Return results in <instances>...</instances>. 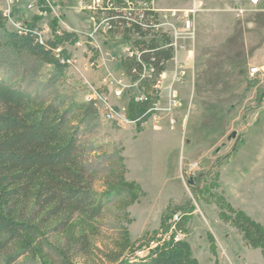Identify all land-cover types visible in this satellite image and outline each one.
<instances>
[{"label":"rangeland","instance_id":"rangeland-1","mask_svg":"<svg viewBox=\"0 0 264 264\" xmlns=\"http://www.w3.org/2000/svg\"><path fill=\"white\" fill-rule=\"evenodd\" d=\"M80 1L49 0L52 8L44 6L47 13L38 16L34 11L44 0H0V12L10 11L7 29L13 22L36 23L48 39L61 20L76 33V42L61 44L75 61L60 73L49 64L34 73L38 64L26 58V72L0 63V79L71 109L93 189L105 202L98 217L84 222L75 216L64 232L48 229L56 220L41 224L38 239L50 262L25 253L16 264H112L106 257L111 252L145 255L149 246L178 234L201 264H264L261 249L247 245L222 216L241 209L264 226V0H151L159 28L176 32L175 52L158 80L155 109L140 129L107 121L93 108L84 112L86 83L97 86L98 78L102 84L108 77L101 88L141 93L121 65L135 51L136 34L101 30L90 39L93 13ZM187 18L191 29L185 30ZM125 41L131 47L119 45ZM110 48L116 63L108 65ZM0 53L7 55L2 47ZM254 66L260 73L251 76ZM102 68L93 80L89 74ZM172 97L177 105L165 111ZM119 108L127 114V107ZM174 214L179 220L172 228ZM82 232L84 250L68 240Z\"/></svg>","mask_w":264,"mask_h":264},{"label":"trees","instance_id":"trees-1","mask_svg":"<svg viewBox=\"0 0 264 264\" xmlns=\"http://www.w3.org/2000/svg\"><path fill=\"white\" fill-rule=\"evenodd\" d=\"M35 28L36 23H31L21 33L7 29L0 12V47L7 54L0 53V63L12 72H26L23 60L29 58L38 64L30 69L34 73L43 64L60 73L69 66L60 58L67 59L71 54L65 47L58 53L55 49L62 42H76V33L63 31L41 43ZM124 29L137 36L133 45L138 58L126 56L121 65L141 93L131 96L127 104V115L140 129L153 113L158 80L174 50L166 32L137 25H125ZM82 107L84 112L95 109L91 103ZM78 131L70 108L0 79V264H16L25 253L50 262L38 239L41 224L56 220L48 229L64 232L75 216L88 222L101 214L105 202L93 189ZM231 212L222 216L238 228L247 245L259 247L264 256V226L241 209ZM69 237L73 247L86 248L85 232ZM106 257L112 264H201L189 243L174 237L148 247L142 256H123L120 250Z\"/></svg>","mask_w":264,"mask_h":264},{"label":"built area","instance_id":"built-area-1","mask_svg":"<svg viewBox=\"0 0 264 264\" xmlns=\"http://www.w3.org/2000/svg\"><path fill=\"white\" fill-rule=\"evenodd\" d=\"M258 0H251L252 3H256ZM45 3L41 7H37L34 11V13L38 16H43L46 12L45 7L49 6L52 8L49 0H44ZM81 8L84 10L92 11L91 19H92V27L91 32L88 33V36L90 39H93L94 33L100 32L101 30H107V31H114L116 29V26L119 29H123L126 26L129 27H135L136 25L145 29L155 30V31H162L166 32L170 39V44L172 45L174 52V42L172 41V36L175 37V31H170V29L167 28H159L158 19L156 18L157 10L152 5L151 0H81L80 1ZM45 6V7H44ZM34 7L32 4L29 5V8ZM44 7V8H43ZM10 11L3 10L2 11V17L4 20L6 18H9ZM52 13H55L54 10ZM175 15V11L172 12ZM53 18H59L58 14H53ZM95 18L97 20H95ZM99 18V19H98ZM121 20V21H120ZM122 22V24H120ZM12 30L16 32H23L25 29L29 26L28 23L25 22H13L12 23ZM58 25L53 31L54 34H62L63 31H71L70 28L61 20H58ZM46 26V24H45ZM182 27L185 30L191 29V21L190 19H183L182 21ZM43 27L42 29H44ZM37 33V40L39 42H43L47 37L42 36L40 27H37L34 29ZM87 36V37H88ZM76 44L81 45L80 42H77ZM62 47L58 46L56 47L55 51L58 53ZM83 52L86 51L85 47L82 48ZM129 56H135L138 58L139 54L138 51L135 49V51L129 52ZM61 62H67L69 66L73 64L74 57L70 55L69 58L64 59L60 58ZM249 73L251 76L258 75L260 73V68L257 66L250 67ZM178 75V72H175V76ZM108 77H103L102 84H106L108 82ZM88 87V92L85 94L84 99L86 102L91 103L94 108L100 113V115L107 121H111L115 123L116 125H135L136 121L135 119L130 118L122 108L117 107L115 104H113L106 91L101 88V86H95L90 82L86 83ZM115 93L117 95L121 94V89H115ZM155 105V104H154ZM177 105V102L174 97H172L169 101L166 107H164L165 111H171L173 107ZM155 108L153 107V110ZM173 121V120H172ZM179 220L178 214H174L170 218V223H172V228H174L175 224ZM174 239H182V237L178 234L176 236H173ZM163 238L164 239H168ZM156 245V244H155ZM154 245V246H155ZM150 247V246H149ZM142 256V255H137Z\"/></svg>","mask_w":264,"mask_h":264},{"label":"crops","instance_id":"crops-1","mask_svg":"<svg viewBox=\"0 0 264 264\" xmlns=\"http://www.w3.org/2000/svg\"><path fill=\"white\" fill-rule=\"evenodd\" d=\"M259 1V0H258ZM131 43V41H125V42H122L121 44H119L122 48H128V47H131V45H129ZM110 42H109V46H110ZM113 53V54H112ZM71 54V53H70ZM113 55L115 56V52L110 48L109 51L107 52V55L104 57V60L105 62L109 64H113V63H116L115 59L113 58ZM171 60L167 61L166 62V67L167 65L169 64ZM166 67H165V70H166ZM105 70L102 68L100 69L99 71L97 72H94V73H90V77L93 79V80H96V77L98 78L99 75L103 74ZM124 74L126 73L124 70H123ZM165 73V71L163 72ZM128 76V75H127ZM97 86H102V84L100 83L99 81V78H98V81H97ZM105 87H103V89L107 92L110 100L115 104V105H118L119 107H123V108H126L127 107V104H128V100L130 98V95L131 96H137L136 93L134 92L136 89L135 87V90L134 88H131L130 91L131 93L128 94V91H125L121 94V96H118L115 94L114 92V87L113 88H110L109 85H104ZM255 220V219H254ZM260 223V222H259Z\"/></svg>","mask_w":264,"mask_h":264},{"label":"water","instance_id":"water-1","mask_svg":"<svg viewBox=\"0 0 264 264\" xmlns=\"http://www.w3.org/2000/svg\"><path fill=\"white\" fill-rule=\"evenodd\" d=\"M235 134H236V132H235V131H232V132H230V133H229V135H228V139H230V138L234 137V136H235Z\"/></svg>","mask_w":264,"mask_h":264}]
</instances>
